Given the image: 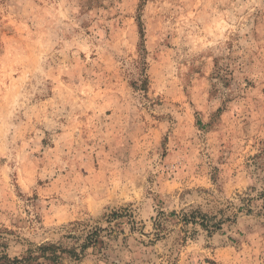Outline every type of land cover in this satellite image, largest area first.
Returning <instances> with one entry per match:
<instances>
[{
	"label": "rangeland",
	"instance_id": "rangeland-1",
	"mask_svg": "<svg viewBox=\"0 0 264 264\" xmlns=\"http://www.w3.org/2000/svg\"><path fill=\"white\" fill-rule=\"evenodd\" d=\"M46 243L264 264V0H0V252Z\"/></svg>",
	"mask_w": 264,
	"mask_h": 264
},
{
	"label": "trees",
	"instance_id": "trees-1",
	"mask_svg": "<svg viewBox=\"0 0 264 264\" xmlns=\"http://www.w3.org/2000/svg\"><path fill=\"white\" fill-rule=\"evenodd\" d=\"M59 249H60V246L54 243H46V244H42L39 247L41 254L36 255V256H31V255L24 256V257L15 256L11 258L7 253L0 252V264H22L24 262H31V261L38 260L41 257H43L47 261L57 262L61 257V255L58 253ZM60 251L64 252L63 250H60Z\"/></svg>",
	"mask_w": 264,
	"mask_h": 264
}]
</instances>
